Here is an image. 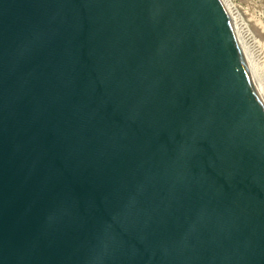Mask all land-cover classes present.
Masks as SVG:
<instances>
[{"label": "water", "instance_id": "water-1", "mask_svg": "<svg viewBox=\"0 0 264 264\" xmlns=\"http://www.w3.org/2000/svg\"><path fill=\"white\" fill-rule=\"evenodd\" d=\"M0 264H264L220 0H0Z\"/></svg>", "mask_w": 264, "mask_h": 264}, {"label": "rangeland", "instance_id": "rangeland-1", "mask_svg": "<svg viewBox=\"0 0 264 264\" xmlns=\"http://www.w3.org/2000/svg\"><path fill=\"white\" fill-rule=\"evenodd\" d=\"M234 9V24L240 40L264 86V0H228ZM241 31V32H240ZM245 38V39H244ZM247 47V48H245ZM262 50V51H261ZM249 51V52H248ZM256 55V56H255ZM253 60H252V59ZM260 67V68H259ZM264 91V87H263Z\"/></svg>", "mask_w": 264, "mask_h": 264}, {"label": "bare ground", "instance_id": "bare-ground-1", "mask_svg": "<svg viewBox=\"0 0 264 264\" xmlns=\"http://www.w3.org/2000/svg\"><path fill=\"white\" fill-rule=\"evenodd\" d=\"M220 1H221L222 5H223V8H224L225 12H226V15H227V18H228L230 27H231L232 32H233V36H234V39H235V43L237 45V48H238V50H239V52H240V54L242 56V59H243V61L245 63V66H246V68H247V70H248V72H249V74L251 76V79L253 81V85L255 87V90H256V92H257V94H258L261 102L264 105V91H263V87L264 86L262 87L263 82H261L260 75L257 73L259 71L256 70V68L254 67V64H252L251 60L249 59L248 53L246 52L247 49L245 50L244 47H243L245 45L242 46L241 41H243V40H240V37H241L240 34L241 33H239V31H238L239 29H237V27L239 25H235L234 24V22L236 21L235 20L236 18L234 19L235 20L234 21L233 20V17L234 16L232 17V15L234 14V9H233L232 5L229 3L228 0H220ZM237 24H238V22H237ZM245 48H247V47H245Z\"/></svg>", "mask_w": 264, "mask_h": 264}]
</instances>
